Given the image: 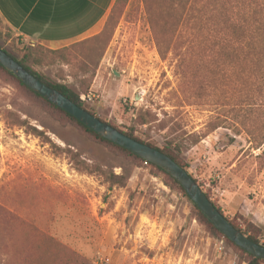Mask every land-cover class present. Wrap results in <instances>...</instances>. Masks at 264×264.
I'll list each match as a JSON object with an SVG mask.
<instances>
[{"label": "rangeland", "instance_id": "374dc122", "mask_svg": "<svg viewBox=\"0 0 264 264\" xmlns=\"http://www.w3.org/2000/svg\"><path fill=\"white\" fill-rule=\"evenodd\" d=\"M248 1L128 0L102 36L28 66L105 123L180 150L211 201L264 243V12L251 17ZM231 4L247 19L246 60L224 58ZM29 45L0 17L2 49L21 59ZM45 112L0 71V264H246L162 174ZM55 243L82 259L51 254Z\"/></svg>", "mask_w": 264, "mask_h": 264}, {"label": "trees", "instance_id": "16d2710c", "mask_svg": "<svg viewBox=\"0 0 264 264\" xmlns=\"http://www.w3.org/2000/svg\"><path fill=\"white\" fill-rule=\"evenodd\" d=\"M127 1L128 0H117L116 1V4L114 5V7L112 9V12H111V14H110V16H109V18H108V20L106 22V25H105V28H104L103 32L99 36L94 37V38H98V37L102 36L103 34H105V32L107 31V29L109 27V24H110L111 20L114 19L115 14L118 12V10L122 9L126 5ZM258 1L256 2V4L259 7V10H250V15L253 18L258 13H263L264 12V3L263 2H258ZM234 3H237V2L235 1ZM248 4H250V0L248 1ZM236 6H239V4H237ZM236 6L234 7L231 4L230 9H228L227 11H229V13H232V16H230L228 14L226 16V18H224V58H226L227 60L228 59L238 60L237 58H243L241 60H244V59L246 60V58L243 57V54H254L253 52L250 53V52H248L246 50V49H249L253 45V43L249 42V38L247 37L248 29H246V24H244L247 21V19L244 20L243 17L236 18L235 15H233V10L237 9ZM251 8H252V6H251ZM2 50H4V49H2ZM5 52H7V51H5ZM58 52H63V51L61 49H60V51L59 50H57V51L49 50L47 48H44L41 45L40 46H30L29 45L26 48H24V50H23L24 56L21 59H17L15 57H13L11 54H9L8 52L7 53L10 56H12L14 58V60L17 61L22 67H24L27 71H29L32 75H34L40 82H42L46 86H48V87H50V88H52V89H54V90H56L58 92H60L63 96L68 98L74 104H76L77 106H79L82 109H85L84 100L82 99V97L79 94H77L75 91H73L72 89H70L68 86H66L64 84H59V83L52 82V81L48 80L45 76L36 73L35 71H33L28 66V63L31 62V61H35V62H37L40 65L42 63V61H43L42 60L43 58H46L49 54L50 55H57ZM0 71H3L7 75H9L16 83H18L29 94H31L32 97H34L37 101H39L42 104V106L45 108V110H46L45 114L48 115L50 118L53 119V118H55L56 116L59 115L60 117H62V119L66 120V122H68L69 124L70 123L73 124L76 128H78V130L82 131L84 134H86L90 138L94 139L95 141H97V142H99L101 144L107 145L110 148H113L114 150H116L118 152L124 153V154L128 155L129 157H131L133 160L138 161L139 163L144 164L147 167L153 169L154 171L162 174L168 180L170 186L175 188V189H177L188 200V202L191 204V206L193 208V211L195 213L196 218L207 229H209V232L213 235L214 239H222V240H224L226 242L227 245H229V246L233 247L234 249H236L237 251H239L245 257V263L246 264H264L263 260L257 259L255 257H253L252 255L246 253L245 251H243L242 249L237 247L235 244H233L230 240L225 238L223 236V234L221 232H219L209 222V220L201 213V211L196 207V205L187 196V194L185 193L184 189L172 177H170L168 174L163 172L160 168L156 167L153 164L147 163L144 160H142V159L138 158L137 156L133 155L129 151H127V150H125V149H123V148H121V147H119V146H117V145H115V144H113L111 142H108L107 140H104L99 135H97L95 132H93L89 128L85 127L84 125H82L74 117L70 116L69 114H67L66 112L61 110L60 108H57L56 106H54L51 103L47 102L46 100H44L43 98H41L37 94H35L32 91H30L24 84H22L18 79H16L11 73L7 72L1 65H0ZM89 113L94 115L91 112H89ZM109 125H111V124H109ZM140 125H145V123L142 121L140 123ZM111 126L116 128L117 130H119L117 127H115L113 125H111ZM33 131H35L36 133H39L37 130H33ZM119 131L122 132L123 134H125L126 136H128V137H130V138H132V139H134V140H136L138 142H140V143H143L145 145H148V146H151V147L157 149L158 151H160L163 154H165L168 157H170L181 168H183L184 170L187 171L186 162L181 157V151L180 150H178V149L174 150L172 147H169V146L164 148V149H160V148H158V147H156V146H154V145H152V144H150L148 142L142 141L141 139H139L138 137L135 136L133 131H131V132H124V131H121V130H119ZM190 176H192V175L190 174ZM192 178H193V176H192ZM108 181L112 185H124L125 177L116 176L115 174H111V176L108 177ZM194 181L202 189V187L198 183V181L196 179H194ZM205 194L208 197V199L211 201V198L209 197V195L207 193H205ZM213 204L224 215V213L221 211V209L215 203H213ZM226 218L245 237H247L252 242H254V243L258 244V245L264 246V243H262L259 240V233L260 232L257 229H255L253 226H251V228H252L251 230H243L235 221L229 219L228 217H226ZM249 233H251V234H249ZM55 244L56 245H54V249L51 251V254L54 253L55 247H57V248H61L63 250L62 252H64V257L66 259H68V260H71V259H82L78 255H76L75 252H73L71 250H68L66 248L65 249L62 248V246H60L58 243H55Z\"/></svg>", "mask_w": 264, "mask_h": 264}, {"label": "water", "instance_id": "95a60500", "mask_svg": "<svg viewBox=\"0 0 264 264\" xmlns=\"http://www.w3.org/2000/svg\"><path fill=\"white\" fill-rule=\"evenodd\" d=\"M0 65L24 84L30 91L74 117L82 125L95 132L104 140H107L108 142L129 151L145 162L160 168L184 189L187 196L201 213L219 232L223 234L225 238L246 253L264 261V246L252 242L238 231L208 199L192 176H190L186 170L181 168L170 157L151 146L145 145L126 136L108 123H105L96 116L90 114L87 110L80 108L60 92L40 82L34 75L22 67L12 56L1 48Z\"/></svg>", "mask_w": 264, "mask_h": 264}, {"label": "crops", "instance_id": "0c3cea01", "mask_svg": "<svg viewBox=\"0 0 264 264\" xmlns=\"http://www.w3.org/2000/svg\"><path fill=\"white\" fill-rule=\"evenodd\" d=\"M117 0H0V17L22 42L57 51L99 36Z\"/></svg>", "mask_w": 264, "mask_h": 264}]
</instances>
